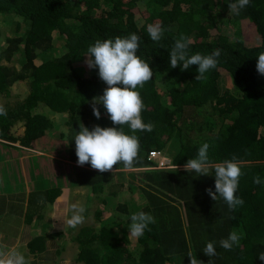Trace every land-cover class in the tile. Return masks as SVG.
I'll list each match as a JSON object with an SVG mask.
<instances>
[{"label":"trees","instance_id":"1","mask_svg":"<svg viewBox=\"0 0 264 264\" xmlns=\"http://www.w3.org/2000/svg\"><path fill=\"white\" fill-rule=\"evenodd\" d=\"M230 2L235 0H0V16L13 25L11 31L8 23L0 30V97L9 95L18 83L28 87L20 100L4 106L7 115H0V140L5 142L0 143L2 166L14 150L9 143L15 126L25 127V145L34 148L53 137L66 144L68 138L60 130L63 123L74 134L81 123L89 130L99 125L133 134L127 125H113L102 105H97L100 119L92 114V99L107 87L98 69L85 64L87 48L96 39L135 33L140 37L137 55L153 71L152 79L136 90L144 103L142 119L154 128L134 133L139 153L131 169L122 162L103 173L88 163L79 166L73 157L74 136L65 146L74 154L65 159L76 166L77 184L88 189L87 205L96 202L95 214L106 223L99 230L82 226L72 235L79 245L76 263L189 264L191 253L204 264H264L257 258L264 251V76L256 71V57L264 51V0H250L239 15L228 9ZM241 21H246L245 27ZM154 23L164 28L158 43L147 33V26ZM225 25L233 27V32L223 33ZM181 34L189 38L190 54L221 50L206 80H195V65L186 71L170 67L169 52ZM221 70L232 85L222 93L218 88ZM50 116L58 117V122ZM205 142L210 145L209 176L185 171L183 165L197 157ZM152 151L164 153L167 167L137 170L136 175L133 169L157 165L148 160ZM233 156L239 162L242 183L248 185L239 180L236 195L244 203L230 210L223 198L214 201L205 189L215 190V165ZM27 161L31 164L32 159ZM5 169L1 168L0 187L16 180L14 174L8 179ZM125 170L132 171L126 175ZM61 175L69 183L70 173ZM257 175L261 184L253 183ZM60 193V188H52L32 197L45 206ZM85 209L87 218L89 209ZM139 211L151 214L155 223L134 238L129 249L130 216ZM44 212L29 204L25 223L43 219ZM231 231L243 236L229 251L219 242ZM208 242H214L215 256L203 253ZM42 243L43 238L36 236L27 244L36 260L46 253ZM61 245L54 250L58 259L65 252Z\"/></svg>","mask_w":264,"mask_h":264},{"label":"clouds","instance_id":"2","mask_svg":"<svg viewBox=\"0 0 264 264\" xmlns=\"http://www.w3.org/2000/svg\"><path fill=\"white\" fill-rule=\"evenodd\" d=\"M249 2L250 0H235V2L228 3V9L239 15L240 11L249 5ZM163 32L164 28L161 23L147 26L148 36L153 42L158 43L161 41ZM139 47L140 37L135 33H130L124 37L116 36L103 40L96 39L88 46L84 55L86 57L85 64L89 69H98L99 78L107 85L103 89V94L94 97L91 101L90 106L93 116L96 119H100L101 112L97 105H102L113 125H127L133 134H126L120 127H101L99 125H95L89 130L81 123L79 131L75 132L73 139L77 165L83 166L88 163L93 169L103 173L113 170L115 165L122 162L125 168L131 169L139 153V138L134 133L137 131L151 132L153 130L154 125L151 122L145 123L142 119L141 112L144 109V103L140 93L136 90L138 87L142 88L153 77V71L149 63L137 55ZM220 54V49H215L210 54H201L199 52L190 54L189 38L181 34L174 41L169 52V64L171 68L179 66L181 71H186L195 65L197 73L195 80L203 81L207 79L206 73L216 68ZM256 71L264 76V51L259 52L256 57ZM0 115H7V110L2 105H0ZM21 129L23 131L21 141L26 142L25 127ZM0 143L5 142L0 140ZM13 145V142L9 143V146L14 149L13 151L24 154L23 150L18 151ZM25 147V153H31V155L41 152L34 147H27L26 145ZM209 147V143H203L198 149L197 157L188 159L183 165L184 170H192L199 176H209ZM29 159L33 160L34 158ZM175 167L177 166L175 165ZM154 168L155 166L143 167L137 170H158ZM133 171L135 170L133 169ZM241 175L242 172L237 158L233 156L231 159H225L214 167L215 190L207 188L205 191L212 200L216 201L218 197L223 198L228 208L235 210L237 206H242L244 203L243 198L236 195ZM253 183H262L258 175L253 177ZM45 207L47 208V205ZM69 211L71 216L66 220L69 227L75 229L78 225L84 223L85 207L74 203L69 206ZM45 218L46 220L48 219L46 212H44V218L41 220L45 221ZM130 220L129 234L137 239L144 235L150 224L155 223V218L144 211L131 214ZM242 236L243 233L238 234L236 231H231L227 238L220 240V246L230 251L233 245L239 244ZM68 237L69 239L72 238L71 236ZM61 242V246H63L61 248L64 249L67 242ZM73 243L75 242L73 241ZM76 251V254H78V244H76ZM203 253L208 257L215 256L214 242L206 243ZM76 257L77 255L74 258L75 263ZM187 257L189 264H204L203 261L198 260L191 253ZM257 258L264 262V251L259 252ZM0 264H29V262L19 250H14L10 253L0 250ZM208 264H211V262L208 261Z\"/></svg>","mask_w":264,"mask_h":264},{"label":"crops","instance_id":"3","mask_svg":"<svg viewBox=\"0 0 264 264\" xmlns=\"http://www.w3.org/2000/svg\"><path fill=\"white\" fill-rule=\"evenodd\" d=\"M14 152L12 154L14 158L22 154L21 152ZM7 159L8 157L5 156V161ZM31 165L34 166L31 177L29 176L31 170H29L28 175L14 174L16 180L13 181L10 178V185L0 187V250L5 253L19 250L25 255L29 264H76L74 262L76 247L73 240L68 237L69 233H73L74 230L67 225L66 220L71 216L69 211L71 204H80L86 208L89 195L88 189L77 184L74 171L71 172V168H68L67 164H65L66 167L60 168L56 163H53L51 169L48 170L45 168L44 162H36L33 159ZM57 167L60 168V171L70 173L69 183L66 177L61 175L65 173L60 172ZM39 177L42 180H39ZM52 188H60L61 193L53 203L48 204L50 206L47 205V208L36 196L32 197ZM31 198L34 199L29 203ZM29 204L32 205L35 211L40 208L44 209L50 217L45 222L38 219L36 222L33 220L30 223H25L24 217ZM57 216H59V219L56 222L49 219ZM36 236L44 237L42 245L46 251L43 255L45 259L42 257L40 260H36L34 256H30L27 244ZM61 241L67 243H65V252L58 259L59 256H54V250L60 248Z\"/></svg>","mask_w":264,"mask_h":264},{"label":"rangeland","instance_id":"4","mask_svg":"<svg viewBox=\"0 0 264 264\" xmlns=\"http://www.w3.org/2000/svg\"><path fill=\"white\" fill-rule=\"evenodd\" d=\"M228 16H230V15L228 14ZM5 23L9 24V30L10 31L13 30V25L11 24V22H9V18L0 16V30H2V31L5 30V25H4ZM239 24L245 27L246 21H241V22H239ZM222 29H223V33L224 32L225 33H232L233 32V27H230L229 25H225V27H222ZM220 33H222V32L220 31ZM2 37L5 38L4 36H2ZM220 75L221 76H220L219 81H218V88H219V91L222 93L224 90L231 89L232 85H231V82L229 81L228 75L223 70L220 71ZM27 89H28V87H27L25 82L18 83L10 91L9 95L0 97V105H2L4 107V106H8V105L14 104L17 100H20L23 97V95L25 94ZM50 118H53L56 122H58V120H59V118L55 117V116H50ZM58 127H59V125H58ZM21 128H22L21 126H15V127H13L11 129V133H13V135H14V137H13V139H14L13 147L17 148L18 151H22L23 150L24 154H19V156L17 158H18L20 163H18V162H16V159L12 156V154L15 153V152L13 150H10V153H9L10 156L8 157L9 161H4V166L0 165V176H3V173H4V171H2L1 168H6L5 169V173L7 172L9 174V175L7 174L8 176L6 175L8 179H10V176L12 174H17L18 175L19 173H21V174H24V175H28L29 166L31 165L29 163V161H27V160H29V158H34V160L36 162H38V161L40 163L44 162L45 163V168L48 169V170L51 169L53 163H57V165H59L60 168H63L62 165H65V164L70 165L71 172L75 169L74 167H76V166H74L73 164L71 165V163H69L65 159V158H67V159L72 158V155H74V154H72L71 152L68 151V148L66 149V147H65L66 144L68 145V141H69V144H70V140L75 135L74 131L72 130V127L70 125H68V124L66 125L65 123H63V126L60 128V130L62 129L63 133L66 134V137L68 138L66 144H64L61 141H59L58 137H53V138H51L49 140L46 139L45 142H43L42 144H39L37 146L38 150H40L42 153H44L42 157H41V155H42L41 152L33 153V155H31V153H25V149H26L25 141L16 140L17 134H20V133L23 132ZM64 141H66V140L64 139ZM64 147H65V149H64ZM27 157H29V158H27ZM73 157L77 160L76 155H74ZM41 158H42V160H41ZM33 169H34V166H33L32 170ZM32 170H31V173L29 174L30 177H31V174H32ZM130 171H132V170H130ZM130 171L129 170H125L124 172L127 175L126 172H130ZM135 171L137 172V173H135L136 175L140 174L139 171H137V170H135ZM74 177L76 178V175H74ZM127 178H128V176H127ZM12 180H13V178H12ZM39 180H42L41 177H39ZM76 180H77V178H76ZM239 180H241L240 183H242L243 179L241 177L239 178ZM129 181L130 180H127V182H129ZM137 183H139V182H137ZM242 184L248 185V183L244 182V181H243ZM103 195L107 196L108 192L106 190H104ZM125 196L128 197V193ZM118 198H119V201L122 200V199H120L121 196L118 197ZM137 199H139V198H137ZM96 200H98V199L96 198L95 201ZM97 205L98 204L96 202L93 204V202L91 201V203L86 206V208L89 209V211H88V213L86 215L88 217L85 218L84 223H82L81 225H78L74 229V231H72L73 233H70L69 236H71V237H72V235L74 236V234L82 226L93 227V228H95V230H99L101 227L106 225V223L104 221V218L96 216V214H95L97 208H99V206H97ZM48 217H50V216L48 215ZM50 219L53 222H56V220L59 219V216L54 217V218H50ZM45 221H46V218H45ZM45 221H43V222H45ZM42 238L44 240V237H42ZM133 239L134 238L129 234V243L131 242L130 246H129V249H132V247L134 246V240ZM75 243L78 244L77 242H75ZM75 243H73V244L76 247ZM75 253H77V251H75Z\"/></svg>","mask_w":264,"mask_h":264},{"label":"built area","instance_id":"5","mask_svg":"<svg viewBox=\"0 0 264 264\" xmlns=\"http://www.w3.org/2000/svg\"><path fill=\"white\" fill-rule=\"evenodd\" d=\"M148 160H154L157 163L154 169H164L169 163V161L164 157V154L159 151L150 152L148 154Z\"/></svg>","mask_w":264,"mask_h":264},{"label":"bare ground","instance_id":"6","mask_svg":"<svg viewBox=\"0 0 264 264\" xmlns=\"http://www.w3.org/2000/svg\"><path fill=\"white\" fill-rule=\"evenodd\" d=\"M16 137H20V138H22L23 137V132L22 133H20V134H17V136Z\"/></svg>","mask_w":264,"mask_h":264}]
</instances>
